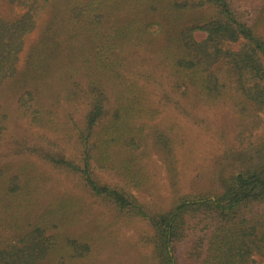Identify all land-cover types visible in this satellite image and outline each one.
<instances>
[{"label":"trees","instance_id":"obj_1","mask_svg":"<svg viewBox=\"0 0 264 264\" xmlns=\"http://www.w3.org/2000/svg\"><path fill=\"white\" fill-rule=\"evenodd\" d=\"M8 1L22 13L0 14V264L96 263L103 202L147 225L138 264H178V249L186 264H264V135L241 145L264 113V0ZM156 85L189 116L223 104L237 117L224 187L167 209L133 193H153V158L177 186L181 132Z\"/></svg>","mask_w":264,"mask_h":264},{"label":"rangeland","instance_id":"obj_2","mask_svg":"<svg viewBox=\"0 0 264 264\" xmlns=\"http://www.w3.org/2000/svg\"><path fill=\"white\" fill-rule=\"evenodd\" d=\"M21 13L22 8L19 6L10 4L8 0H0V14L4 18L13 19ZM113 20L111 19V21ZM43 28L44 26L39 24L34 32L27 37V46H25L18 62L19 71L23 67L26 50L40 37ZM194 36L200 40L204 34L195 32ZM152 89L154 90L151 93L153 103L162 110L163 119L175 122L180 128L182 145L177 150L179 159L177 186L175 190L171 188L164 168L159 163L160 161L153 158L150 165L148 164L154 177L153 193L133 192L134 195L139 196V201L147 202L152 208L167 209L178 200L193 198L197 194H208L210 192L207 190L213 186L224 187V170L228 166L225 158L231 150V136L233 132H236V115L226 105L219 104L218 106L201 107L195 111L193 116H189L183 112L176 101L158 103L159 99L156 92L159 91V88L156 85ZM259 116L258 122H255V127L251 125L250 131L244 132L245 142L241 144L243 147L247 146L249 142L256 143L255 139H259V142L264 135V113H260ZM51 140L52 137L47 136L38 144L44 149L51 148L61 152L58 147L51 145ZM11 141L10 138L9 142L6 143L7 145L5 144L6 149L11 148L9 146ZM32 143H35L34 139ZM7 151L9 152V150ZM16 152H9L8 154L11 157L25 154ZM66 152L70 158L75 155L74 149L69 148V151ZM254 157L256 155L252 154L253 161L258 162ZM51 172L52 184L60 190L77 192L78 177L62 169L53 168ZM259 173L264 176L263 169H260ZM102 176L104 181L111 182L114 179L107 174H102ZM93 210L95 216L100 220L101 226L98 234L101 239L97 243V251L99 250L100 253L95 257L98 261L90 264H138L136 263L137 259L143 261L148 256V247L141 240V235L148 229L143 221L126 213L117 214L114 209L110 208L108 202L95 204ZM84 229L85 226L82 225L78 231ZM100 230L102 231L100 232ZM177 257L178 264H186L181 258L180 249L177 251Z\"/></svg>","mask_w":264,"mask_h":264}]
</instances>
